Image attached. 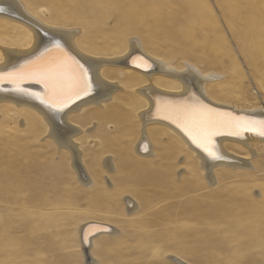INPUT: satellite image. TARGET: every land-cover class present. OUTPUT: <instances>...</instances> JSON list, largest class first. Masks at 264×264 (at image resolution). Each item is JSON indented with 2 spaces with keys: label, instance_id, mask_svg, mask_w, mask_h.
<instances>
[{
  "label": "bare ground",
  "instance_id": "obj_1",
  "mask_svg": "<svg viewBox=\"0 0 264 264\" xmlns=\"http://www.w3.org/2000/svg\"><path fill=\"white\" fill-rule=\"evenodd\" d=\"M219 2L230 26L238 32L239 43L250 45L239 27L234 4L227 3V0ZM197 6L193 0H0V72L22 66H28L30 72H39L63 58L64 54L55 50L57 43L87 69V85H80L76 89L79 95L60 90L53 92L51 85L45 84L40 76L13 82L7 78L0 81V111L35 119L33 127L25 120V126H21L22 129L31 130V135H24L19 144L16 141L14 143L17 144L7 143L0 149V181L16 180L19 174L16 176L12 168L16 162L24 163L22 148L27 149L24 143L46 134L48 138L44 139L47 143L45 149L50 146L53 151L62 153L61 157H68L70 166L76 169L80 177L88 173L87 181L82 182L85 186H91L100 175L92 173L83 144L90 145L97 152L110 151V147L102 144L101 135L103 132L114 134L108 130L117 128L121 115L127 114L119 107L128 103L137 112L139 136L134 143V154L125 155L127 162L124 160L118 163L120 160L111 153V156L102 157V165L112 168V174L116 175L111 177V174V180L120 179V167L128 168L125 178L136 175L146 181L152 180L153 186H157L156 191L161 194V186L167 184L168 177L165 169H161L162 160L166 161L163 149L158 148L157 154L154 150V138H157L177 154H183L191 178H202L199 183H189V177L182 183L175 180L169 183L174 191L165 195L168 196V202L173 199L172 205L179 207L180 212L173 218L176 222L192 221L189 225L193 228L204 223L213 226V223L215 225L221 221L226 230L245 224L252 229V237H255L244 243L264 244V183L260 187L261 193L263 191L260 198L254 194L255 190L252 191V184L231 185L228 181L234 171L240 168L246 169L250 175L257 173L259 168L252 170L250 159L252 155L264 151V136L258 134V126L255 131H243L232 125L236 121L264 120V109L230 99L236 96V90L233 89L236 87L232 88L225 76L216 73L222 72L225 75L229 71L224 62L226 50L221 47L223 36L215 25L207 28L206 25L211 22H205ZM91 16L94 18L91 19ZM114 20L117 22L113 23ZM181 23L185 27L183 35L177 33ZM252 24L254 26L256 23H251V28L257 38L259 33ZM79 29L82 32L77 36ZM99 30L101 34H96L95 31ZM6 32H12L17 37L15 43L7 41ZM128 33L130 36L125 39L127 50L117 53L116 50L124 42L125 37L122 40L121 37ZM132 38L138 40L130 41ZM169 39L181 45L193 42L197 47L188 50V54L194 58L203 56L208 64L215 67L206 71L216 72L200 73L191 65L180 70L171 60L149 50L154 40L160 42ZM88 42L96 46L85 47ZM196 51L206 53L202 55ZM232 57L234 55L231 54ZM188 60L194 61L193 58ZM38 79L41 82L38 83ZM85 87L86 90H82ZM85 109L88 110L77 119L71 117L76 113L80 115ZM90 112L92 116L86 121L89 125L82 124V117ZM203 117H211L214 125L209 127L203 124ZM92 125L93 129L89 130ZM96 126L99 129H95ZM237 131L239 134H233ZM209 152H215L216 157L210 156ZM40 153L45 155L42 151ZM57 153L52 155L55 162ZM143 158L149 161L143 162ZM234 187H243L252 193L236 195L231 193ZM165 195L161 198L164 199ZM185 195L187 199L182 200L181 197ZM123 199L129 214L141 206L132 195L125 194ZM169 207L172 206L169 205L168 210ZM160 209L163 212L166 210L162 207ZM80 230L85 264H94L97 260L93 252L96 237L117 233L121 229L112 222L90 218ZM237 239L239 237L234 241ZM168 259L173 264H194L178 254H170Z\"/></svg>",
  "mask_w": 264,
  "mask_h": 264
},
{
  "label": "rangeland",
  "instance_id": "obj_2",
  "mask_svg": "<svg viewBox=\"0 0 264 264\" xmlns=\"http://www.w3.org/2000/svg\"><path fill=\"white\" fill-rule=\"evenodd\" d=\"M33 1L35 0H30V2ZM219 1L193 0L198 5V9H201L205 22L206 20L211 22L206 25L207 28L215 25L218 30L220 29V34L223 36L221 47L224 51L226 50L224 62L229 68L227 74L224 75L222 72L213 70L206 71L215 67L208 64L209 62L203 56L199 55L194 58L188 54V50H195L197 47V45H193V42L181 45L173 39L160 42L154 40V43L149 46V50L153 53H160L167 60H171V63L180 70L191 65L200 73L216 72L225 76L224 78L230 82L231 87H236L233 88L236 90V96L230 97L231 100L234 98L241 104L257 105L264 109V0H227V3L235 5H233V10L238 13L239 27L242 29L243 36H246L247 41L249 40L250 45L239 43L238 32L230 26ZM90 18L93 19L94 16ZM112 22L115 23L117 20ZM251 23H256L254 26L252 24V27L256 28L259 33L257 38L253 35ZM178 30L177 33L183 35L185 27L182 23ZM81 32L80 30L77 36H80ZM11 33H5L6 39L8 42L15 43L17 37ZM95 33L101 34V30L95 31ZM128 36H130L129 33L127 36L121 37V40L123 37L125 38L121 47L116 50L117 53L127 50L125 39ZM144 39L148 38L144 37ZM134 40L138 39L132 38L130 41ZM88 46L95 47L96 44L88 42L85 47ZM243 46L250 54L244 50ZM196 52L202 55L206 53V51ZM231 54L234 57L231 58ZM190 58H193L194 61H186ZM124 101L125 99L121 103L123 104ZM127 104L124 103L119 107L127 114L121 115L122 118L120 117L121 120H119L117 128L108 130L114 134L103 132L101 135L102 144L110 147V151L97 152L92 150L90 145L83 144L85 158L89 167L91 166L92 173L100 175L97 178L98 181L92 183L91 186H85L82 182V180L87 181L88 173L82 174L83 178H81L76 169L70 166L68 157H61L62 153L53 151L54 149L50 146L48 147L51 151L48 150V147L45 149L47 143L44 142V139L48 138L45 133H42L45 134L42 137L40 135L38 138L27 141L28 143H24L27 144V149L22 148L24 163L16 162L12 168L14 174H17L16 176L19 174L18 179L0 181V264H85L80 229L90 218L112 222L121 229L117 233L96 237L93 252L97 260L94 264H173L168 259L170 254H178L194 264H264L263 242L255 245H252L254 243H244V241L247 242L255 237H252V229L245 224L237 226L238 228L233 227L235 230L224 229L225 225L221 221L215 225L213 223L215 227L212 224L204 223L191 228L189 223L192 221L178 223L173 219L180 211H178L179 207L172 205L174 204L173 199H171L172 202L169 198L170 202L166 200L168 197L166 195L174 191L169 183L174 180L177 183H182V181L191 178V174L185 167L183 154H177L178 152L173 151L168 145H163L157 138H154V150L157 154L158 148L163 149L166 161L162 160L161 169H165L166 177H168L167 184L161 186L160 190L163 191L161 194L156 191L158 190L157 186H153L152 180L146 181L136 175L125 178L128 168L120 167V179L112 178L111 180L110 175L113 170L102 165V157L111 153L120 160L118 163L123 162L127 158L126 154H134V143L139 136L140 125L137 112H134L133 106ZM87 110L82 111L80 115L72 114L71 117L77 119ZM1 112L0 126L3 127L0 129V149L7 143L17 144L26 134L31 135V130L22 129L21 126H25V120L27 123L30 122L33 127L34 118L15 116L14 113L6 111ZM89 116H92L91 112L82 117L81 123H86L88 126L86 121L90 119ZM93 127L94 125L88 129L92 130ZM95 129H99V126L98 128L96 126ZM97 131L99 130L93 132ZM39 132L41 133V131ZM15 141L17 143H14ZM43 144L44 146H42ZM22 149L20 148V151ZM40 151L45 155L43 156ZM53 153H57V163L52 157ZM110 156L107 157L111 158ZM263 156V150L251 156L252 170L259 168L256 174L250 175L246 169H237L228 179L232 183L230 184H252V191L255 190L254 194H258L256 197H260V194H263L260 187L264 183ZM155 157L158 159L157 156ZM58 158L62 160L60 161ZM148 161L143 158V162ZM123 174L124 176H122ZM113 176L116 175L112 174L111 177ZM190 181L199 183L202 182V178L194 177L189 179V183H192ZM142 184L147 185L142 186ZM247 190H244L243 187H234L231 188V193L236 195L252 193ZM125 194L132 195L141 204L140 208H137L138 210L132 214L126 211L123 199ZM164 195L165 200L163 197L161 198ZM181 199L186 200L187 195ZM165 204L174 207V209L169 207L173 213L168 210V206H164ZM161 207L163 210L166 209L165 212L160 209ZM157 212L159 214H156ZM172 214L174 216H171ZM163 223L165 225L167 223L166 227ZM214 232L216 233L214 234ZM237 237L242 240L237 242L239 240L237 239L235 242ZM213 238L215 242H212ZM88 264H92V262Z\"/></svg>",
  "mask_w": 264,
  "mask_h": 264
},
{
  "label": "snow or ice",
  "instance_id": "obj_3",
  "mask_svg": "<svg viewBox=\"0 0 264 264\" xmlns=\"http://www.w3.org/2000/svg\"><path fill=\"white\" fill-rule=\"evenodd\" d=\"M0 11H2V9H0ZM55 50L63 53L64 56L54 64L40 70L39 72L28 71V66L15 68L8 72H0V81L7 78L9 82H13L17 79L23 80L29 78L30 76H40L45 84L51 85L53 92L60 90L79 95V92H77L76 89L80 85H87V69L75 61L74 58L69 56L61 44L57 43L55 45ZM46 51L50 52L51 50ZM37 82L39 83L41 80L38 79ZM82 90H86V87ZM202 123L211 127L215 122L211 117H203ZM232 126L243 131H255L258 126V134L264 136V120H249L246 122L236 121ZM233 134H239V131L234 132ZM209 155L214 158L216 157L215 152H209Z\"/></svg>",
  "mask_w": 264,
  "mask_h": 264
}]
</instances>
